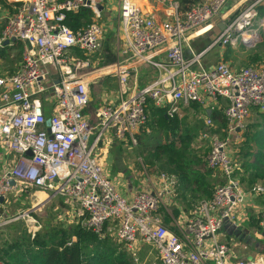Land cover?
I'll return each instance as SVG.
<instances>
[{
	"label": "built area",
	"instance_id": "built-area-1",
	"mask_svg": "<svg viewBox=\"0 0 264 264\" xmlns=\"http://www.w3.org/2000/svg\"><path fill=\"white\" fill-rule=\"evenodd\" d=\"M230 1L203 0L183 12L173 0L168 19L157 23L133 0H119L117 61L95 67L104 26L96 21L74 31L67 21L83 10L99 20L98 7L106 0H14L17 5L1 32L0 45L20 44L22 63L17 73L0 78V209L12 197L42 191L64 200L78 219L85 217L83 227L99 235L106 228L114 231L117 242L131 252L140 244L153 246L161 264H229L231 248L219 235L226 223L237 225L247 192L236 176L239 165L230 156L228 138L241 139L253 111L264 114V65L234 70L221 61L210 70H195L202 54L188 59L185 50L189 38L216 23ZM260 8L264 0H255L225 26L214 44L247 42L243 36L260 17ZM73 50L83 58L73 57ZM161 53L166 63L154 60ZM144 65L160 75L139 89L131 78ZM102 76L117 79L119 100L91 113L90 87ZM220 100L226 102L227 139H214L207 163L225 185L211 201L200 203L177 235L155 215L160 209L169 214L173 181L165 174L146 175V185L127 199L100 164V151L112 141L137 145L148 123L149 101L173 118L181 115L182 106L199 104L213 110ZM44 102L50 106L47 110ZM205 124L213 127L209 117ZM250 192L264 196L261 186ZM25 216L31 225L38 224L32 215ZM259 220L264 233V205Z\"/></svg>",
	"mask_w": 264,
	"mask_h": 264
},
{
	"label": "trees",
	"instance_id": "trees-1",
	"mask_svg": "<svg viewBox=\"0 0 264 264\" xmlns=\"http://www.w3.org/2000/svg\"><path fill=\"white\" fill-rule=\"evenodd\" d=\"M178 1L181 10L187 12L203 0ZM92 17L91 11L83 10L78 14L69 15L68 25L72 30L78 31L89 26ZM82 21L81 26H84L80 27ZM260 45L264 47V38ZM260 60L262 58L258 54L250 59L252 63ZM189 107L194 108L197 113L193 125H188L189 113L182 118L179 115L170 118L166 116V111L155 108L153 102L149 101L146 108L148 123L138 136L137 143L142 150L139 153L148 174H165L174 183L169 214L164 209H160L155 215L161 219L164 226L177 235H180V231L178 232L174 224L178 221L181 210L194 216L199 208V202L205 199L211 201L217 188L225 185L219 172L208 167L207 159L212 147L204 153H199L200 151H194V146L191 144L211 132V128L207 127L205 122L204 125L197 123L200 114L208 117V112L203 110L201 113L202 110L195 104ZM258 114L264 118V114L259 111ZM209 118L213 122L216 120L213 113ZM220 122L222 128L227 129L226 119ZM255 128H260V126ZM246 130H250L249 133H251L253 127L244 129V134ZM194 137L196 138L193 139ZM246 137L247 142L239 147L238 156L241 155V157L238 159L234 157V161L239 165L236 176L242 187L245 191H251L256 186L264 188V135L260 131L253 138L248 135ZM183 147L185 157L182 162L179 160L173 163L174 168L172 169L168 168L165 163L161 164L163 157H167L169 162L170 160L174 162L177 155L181 158L177 150ZM158 164H161V167H158ZM4 211L5 209H0V217ZM83 219L85 217L81 218ZM81 220L77 225L68 229L55 227L40 231L35 237L28 231L27 226L25 227V223L5 225L0 228L4 229L0 230V264H136L132 253L124 244L115 242L107 233V228L103 234L99 235L83 227ZM259 222L260 220L257 229L261 232ZM113 235L115 236L114 231Z\"/></svg>",
	"mask_w": 264,
	"mask_h": 264
},
{
	"label": "crops",
	"instance_id": "crops-1",
	"mask_svg": "<svg viewBox=\"0 0 264 264\" xmlns=\"http://www.w3.org/2000/svg\"><path fill=\"white\" fill-rule=\"evenodd\" d=\"M13 1L14 0H0V36L8 17L14 12L15 5H17V3H14ZM133 1L135 3L137 2V4L140 5V7L142 8L143 12L149 14L152 18L155 19L157 23H163L168 19L166 13L167 10L169 9L170 2L173 0H133ZM254 1L255 0H231L224 8L221 18L216 23L212 24V26L204 29L198 34H194L189 38L188 46L186 47L185 50V57L190 59L194 54H202L201 58L199 59V63L194 66L195 70H201V69L210 70L221 61L225 62L228 66H230L234 70H240L232 66V63H229L228 58L232 53L231 50H233L234 52H239L241 49L249 48L253 41H248L247 43H243L242 41H239L236 45H229V46L214 44V42L216 38H218L219 35L223 32L225 26L229 24L231 20H233L232 18L233 15L236 13V10L241 5L245 3L251 4ZM118 6H119V0H106L105 6L102 7L103 9L101 11L102 12L101 18L98 20L99 22L100 21L102 22V25L107 31L102 41V48L100 54L98 55L100 57L101 55L103 56V58L101 57L102 59H104L103 63H116L117 61V41H118V35L120 33V26L118 21ZM259 11H260V15L264 14V8H260ZM94 16L95 15H93V17L91 18V21L94 19ZM103 22L104 24L106 22L107 25H104ZM82 23L83 21L80 23V27L84 26V25L81 26ZM260 23H259L260 27L258 29H256L257 27L255 24L254 26H252L250 30V32L253 31H255L256 33L258 32L257 33L258 37L259 36L261 37V34H264V26H262L264 23V17L260 19ZM261 28L263 33L260 34L259 30H261ZM111 35H112L111 39L114 40L112 45H110L105 39V37L108 38ZM210 40H211L210 44L207 45L208 41ZM71 55L73 57L83 58V54L79 50H73L71 52ZM96 58L97 57H95L94 60ZM154 60L158 63L167 62L165 55L162 53L156 55L154 57ZM21 63H22V47L20 44L12 43L11 45L10 44L0 45V77L1 78L10 77L15 73H17L21 67ZM154 71L157 72L156 75L157 76L156 79H157L160 75V72L158 69H154ZM153 80H149L148 82L142 81L139 84H136L135 81H132L131 78V83L137 86L139 89H141L153 83ZM139 81H141V79ZM95 83H99V86L101 85V88H98L97 90L92 88V85H94ZM104 84L107 85L109 88L104 89L103 88ZM90 88H91V103H90L89 112L91 113H94V110L97 109L101 104L108 102H117L119 100L117 79L114 76H108V77L102 76L96 82H93ZM94 98L95 101H97L96 105H93ZM195 105L200 107L199 109L202 110L201 113H203V110L207 111L208 117H210V115L213 113V116L216 119L214 121L216 130L212 129L210 134L213 132H215V134L220 132L226 134L225 132L226 129L222 128L220 124L221 123L220 121L225 120L224 110L226 107V102L224 100L218 101L215 104L216 106L213 110L205 105H199V104H195ZM206 105L212 106V104H210L208 100H206ZM192 107L182 106L181 107L182 111L180 116L184 117L187 115V113H189V115L195 114V116L197 117L196 115L197 113L195 112L196 110ZM201 115L202 114H200L199 116V120L203 122L204 125L206 117H203ZM247 127L248 125L246 126V128ZM243 132H241V135L243 134ZM118 143H122V145H124V142L115 141L113 142L111 148L116 149L117 146L122 147V145H119ZM125 143H128V145L131 148L137 146V145L136 146L131 145L130 142H125ZM230 148L231 147L229 143V152L232 151L230 150ZM230 156L231 157L233 156L231 152H230ZM111 165L112 164L109 162L108 164H106V168L113 176L114 168H112ZM121 173L123 174V176H121V178L118 177L114 180L118 186V191L125 198L129 199L135 194V192H137V190H139V187L133 185L134 178L131 175L128 176L126 170L121 171ZM121 173L118 174L120 175ZM218 174L223 179L222 175L220 173ZM117 175H114L113 177ZM246 192L247 194H246L245 202L238 210L239 218L237 225L243 228L250 237L255 239V245L253 247H249V245H247L244 242H240L238 239H236V237L230 236L228 231L225 229L221 231L219 237L221 242L226 243L228 245L230 243L229 246L232 252L229 257V264H238L240 262L250 263L254 261L255 262L261 261L262 264H264V233L260 232L257 229V225L260 217V211L262 206L264 205V196L251 194L250 190L249 191L246 190ZM64 206L66 207L67 210H70V207L68 205H64ZM191 216L192 214L189 215V213L185 212L184 210H181L179 219L178 221H175L174 224L178 228V232L180 231V229L182 230L184 228L185 223L191 218ZM251 259L253 260L251 261ZM209 264H213V263H209Z\"/></svg>",
	"mask_w": 264,
	"mask_h": 264
},
{
	"label": "rangeland",
	"instance_id": "rangeland-1",
	"mask_svg": "<svg viewBox=\"0 0 264 264\" xmlns=\"http://www.w3.org/2000/svg\"><path fill=\"white\" fill-rule=\"evenodd\" d=\"M61 1V0H60ZM137 3V2H136ZM252 4V3H251ZM251 4L245 3L241 5L237 10L236 13L233 15V20L240 16L242 13H244L248 7L251 6ZM261 16H258L257 19L254 20L253 26L256 24V29H258L260 19H262ZM98 21L97 18L94 16V19L89 23L92 24L93 22ZM86 23V22H85ZM102 25V22H99ZM104 24V22H103ZM261 24V23H260ZM104 25H107L105 22ZM258 25V26H257ZM264 26V23L263 25ZM260 34L263 33L262 28L259 30ZM107 32V31H106ZM112 35L110 37H105L107 42L112 45L113 44V39H111ZM264 38V34H261V37L259 36L258 39L254 40L252 44L250 45L249 48L246 49H241L239 52H234L233 50L230 57L228 58L229 63H232V66L236 67L237 69H244V68H257L261 69V67L264 65V47L260 45L261 40ZM249 41V40H248ZM247 41V42H248ZM211 40L208 41L207 45L210 44ZM245 42V43H247ZM212 44V43H211ZM242 48V46H241ZM260 55L262 60L252 63L250 59L254 55ZM103 58V56L101 55ZM100 56H97V58L94 60L95 67L99 66L98 64L104 65V64H110V63H103L104 59H102ZM97 60V61H96ZM145 67V68H143ZM152 66L144 65L138 68V71L135 73V75L132 77V81H135L136 84H139L142 81L148 82L149 80H153V82L156 80V75L157 72L154 71V68ZM7 76V75H6ZM139 76V77H138ZM144 76V77H143ZM1 78V77H0ZM141 79V81H139ZM94 86V87H93ZM92 88L97 90L98 88H101V85L99 86V83H95L92 85ZM104 89H108L109 87L104 84L103 86ZM97 101L94 102L93 105H96ZM50 108L48 103L44 102V109L47 110ZM257 112V113H256ZM254 111L250 118L246 121L245 123V128L248 125L247 128L253 127V131L249 133L250 130H246L245 134L243 133L241 135V139L238 140L236 138H228V141L230 143V151L231 154H233L232 158L234 157L238 159L241 157V155L238 156L240 153V148L241 144H245L247 142V137L253 138L255 134H259L260 131L263 132L264 135V118L258 114V111ZM180 116V115H179ZM182 118V116H180ZM195 119V114H191L188 116L187 122L188 125H193ZM197 123L203 125V122H201L199 119H197ZM260 128H255L256 126ZM213 127H211V130H216L215 125L213 122ZM244 128V129H245ZM246 128V129H247ZM149 133V130H147ZM142 133V132H141ZM151 134V133H150ZM262 134V133H261ZM207 139H204L203 137H200L199 139H196L195 142H191V144L194 146V151H200L199 153H204V151H208L210 147H213L214 144V139L220 138L221 140H226L227 136L224 135V133H209L206 135ZM194 137L193 139H195ZM113 142L111 144H105L101 151H100V164L104 169L107 170L106 164L109 162L112 164V168H114L113 171V176L117 175L118 173H121V171L126 170L128 176H133V185L139 187V190L142 189L146 183H147V178L146 175L149 177H155V175H149L148 172L146 171L144 165L142 164V157L139 153V151H142L138 146L136 147H130L128 143L124 142V145L122 143H118L119 145H122V147L117 146L115 148H111ZM201 147V148H200ZM111 148V150H110ZM189 150V149H188ZM148 152V150H146ZM153 151V150H152ZM185 149L180 148L177 150V153L181 155V158L179 155L175 157V161L172 162L173 160L168 161V158L166 159L163 157V160L161 164L165 163L168 168L172 169L174 168L173 163L178 162L179 160L182 162L185 155L183 153ZM191 153V151L189 150ZM189 155L188 153H186ZM211 154V153H210ZM209 154V155H210ZM208 155V156H209ZM148 158V156H147ZM180 158V159H179ZM151 160V159H150ZM179 162V163H181ZM161 164H158V167H161ZM143 165V166H142ZM111 168V169H112ZM120 170V171H119ZM110 174V172H109ZM111 178L114 180L118 177L121 178L123 174L121 173L120 175L118 174L117 176L113 177L110 174ZM125 179V178H124ZM115 181V180H114ZM141 184V185H140ZM118 187V186H117ZM59 197H51L50 194L45 195V192L42 191H34V192H29L27 194H24L21 196V198L17 197H12L9 199V201L6 203V208L2 216L0 217V221H6L2 223V227L5 225H8L10 223L15 224V223H25V227L28 229V231L31 232V235L36 236V234L40 231H45L48 229H54L55 227H60V229H68L71 226L77 225L79 220L78 219L79 215L77 216L76 211L72 210H67L64 205H67V203L62 200ZM205 200H201L199 204ZM64 204V205H63ZM32 215L34 220L37 221L38 224H33L28 222V217L25 215ZM21 225V224H20ZM1 227V228H2ZM4 230V229H0ZM107 233L110 234L109 236L116 242L117 240L115 239V236L113 235V231L107 230ZM107 235V234H105ZM230 245V243H229ZM129 251V250H128ZM131 252V251H129ZM132 253V256L134 257V262L136 264H160L157 252L155 251V248L151 245H146V244H140L137 248ZM255 262V261H254Z\"/></svg>",
	"mask_w": 264,
	"mask_h": 264
},
{
	"label": "water",
	"instance_id": "water-1",
	"mask_svg": "<svg viewBox=\"0 0 264 264\" xmlns=\"http://www.w3.org/2000/svg\"><path fill=\"white\" fill-rule=\"evenodd\" d=\"M98 9L99 11H102L103 8L99 6ZM8 44V42L4 43V45ZM47 125L49 126L50 123L48 122ZM28 155H30V153H28ZM1 201H3V199H1ZM224 229L228 231L230 236L236 237V239H238L240 242L246 243L247 245H249V247H253L255 245V239L250 237L248 233L238 225L228 222L225 224ZM252 260L253 259H251V261Z\"/></svg>",
	"mask_w": 264,
	"mask_h": 264
},
{
	"label": "bare ground",
	"instance_id": "bare-ground-1",
	"mask_svg": "<svg viewBox=\"0 0 264 264\" xmlns=\"http://www.w3.org/2000/svg\"><path fill=\"white\" fill-rule=\"evenodd\" d=\"M258 33V32H257ZM255 31H253V32H247V33H245V35L243 36V40L245 41V40H249V41H254V40H256V39H258V34H257ZM255 34H257V35H255Z\"/></svg>",
	"mask_w": 264,
	"mask_h": 264
}]
</instances>
